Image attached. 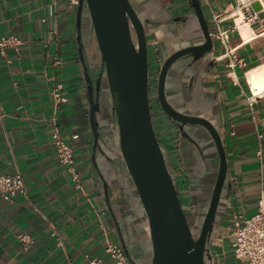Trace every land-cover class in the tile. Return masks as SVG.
I'll use <instances>...</instances> for the list:
<instances>
[{"label":"crops","instance_id":"1","mask_svg":"<svg viewBox=\"0 0 264 264\" xmlns=\"http://www.w3.org/2000/svg\"><path fill=\"white\" fill-rule=\"evenodd\" d=\"M137 1L142 2L140 6H149L141 11L153 19L148 24L153 32H147L149 48L156 51L154 67L160 68L179 48L203 42L190 0L132 3ZM201 3L211 34L218 31L213 15L220 14L221 28L230 30V40L225 47L214 36L211 57L179 65L175 70L179 75L172 78L168 96L180 111L207 118L222 136L229 171L209 255L213 264H241L227 244L232 240L234 216L255 214L264 190V95L254 96L246 78L249 71L264 63V39H259L264 36L244 43L235 28L233 10L237 0ZM8 36H17L24 45L19 55L13 48H7L6 55L0 52V173H21L26 196L18 195L13 202L0 197V264H87L86 255L110 264L103 229L108 231L109 241L118 242V237L92 163L93 135L78 53L76 8H68L62 0H0V38ZM91 45L88 54L96 49L95 42ZM241 61L245 67L239 65ZM58 85L62 86L61 96L67 99L64 103H57L53 96ZM154 116L169 169L175 173L179 195L189 209L192 196L195 205L200 191L202 182L198 180L203 179L202 169L195 166L197 162L202 165V155L191 144L190 169L185 170L177 127L162 113L156 111ZM56 129L74 149L80 189L75 188L66 168L57 161L51 144ZM202 134L210 161L205 167L214 173V146ZM74 135L79 138L74 140ZM117 139V134L111 132L108 141L115 149ZM165 145L173 149L171 155ZM101 147L106 150L103 143ZM106 152L116 159L115 164L103 156L96 160L109 185L110 202L113 206L123 204L129 210L139 203L132 181L122 171L117 152ZM51 226L58 231V237L52 235ZM23 234L33 240L28 250L22 249L18 239ZM148 247L151 250V243Z\"/></svg>","mask_w":264,"mask_h":264},{"label":"water","instance_id":"2","mask_svg":"<svg viewBox=\"0 0 264 264\" xmlns=\"http://www.w3.org/2000/svg\"><path fill=\"white\" fill-rule=\"evenodd\" d=\"M140 3L133 4L132 0H80L76 8L78 53L93 135L92 163L102 182L106 202L110 204L109 185L96 157H107L111 164H115L116 159L110 158L106 151H116L120 157V167L130 176L143 217L149 224L152 264H213L208 253L228 179L226 149L219 130L207 119L189 116L177 109L169 99L168 89L172 78L179 75L175 71L177 67L187 60L192 64L206 61L214 51L215 41L201 0H190L193 18L199 23L204 40L171 53L160 66L157 79V105L160 113L177 127L178 138L182 140L178 149L184 169L189 172V160L193 155L191 144L201 147L202 164L210 165L202 132L208 133L206 135L215 150L218 175L201 235L195 238L189 223L195 210L185 212L183 208L176 175L169 169L166 150L158 139L153 122L147 32H153L152 26L148 28L153 19L141 11L150 9L149 6H140ZM252 9L264 19L259 2H254ZM92 41L96 49L88 54ZM106 98L109 100V114L105 109ZM186 127L198 132L189 135ZM111 132L118 136L116 149L108 141ZM192 182L189 176L190 191L194 195Z\"/></svg>","mask_w":264,"mask_h":264},{"label":"built area","instance_id":"3","mask_svg":"<svg viewBox=\"0 0 264 264\" xmlns=\"http://www.w3.org/2000/svg\"><path fill=\"white\" fill-rule=\"evenodd\" d=\"M68 8H77L80 0H62ZM237 8H241L245 15V21L255 27L258 33L264 32V19L260 18L259 13L252 9V4L247 6L241 4L237 0ZM264 10V7H262ZM213 20L217 26V33L211 34L216 37L225 47L230 40V30L222 29V15L214 14ZM24 42L17 36H8L0 38V52L6 55L7 48H13L16 54H20V49ZM220 60L221 57H216ZM240 66L245 67L246 63L241 61ZM158 74H154L152 81H157ZM61 85L53 92V96L57 103H64L67 99L60 94ZM153 112V110H152ZM261 138V136H259ZM78 139V135L72 137ZM51 144L55 149L57 161L64 166L69 173L71 180L75 183V188H81V179L76 169V158L74 149L68 144L66 137L56 129L51 136ZM264 159V154H262ZM178 189V187H177ZM179 192V190H178ZM18 195L26 196L25 179L21 173L13 175L0 173V197L6 202H13ZM52 235L58 237V231L51 226ZM106 240L107 258L110 264H132L128 254L125 252L119 242H111L108 239V231L103 229ZM19 242L23 250H28L33 245V240L30 236L23 234L18 236ZM232 252L236 260L241 264H264V190L261 191L258 199L257 211L250 217H245L243 214H236L233 218V230L231 233ZM87 264H106L105 261L98 257L90 255L85 256Z\"/></svg>","mask_w":264,"mask_h":264},{"label":"flooded vegetation","instance_id":"4","mask_svg":"<svg viewBox=\"0 0 264 264\" xmlns=\"http://www.w3.org/2000/svg\"><path fill=\"white\" fill-rule=\"evenodd\" d=\"M179 22H181V20L178 21V23ZM198 26L202 38L204 39V35L199 23ZM191 46L194 45L185 46L179 49H183ZM104 102L105 105L107 106L108 104L107 99H105ZM187 115L195 116L190 114ZM195 117L207 119L202 116H195ZM209 122L213 125L211 121ZM200 130L204 131L203 129ZM185 131L190 135L195 130L194 128L186 127ZM197 132L198 130H196L194 134H196ZM205 134L208 133L205 132ZM196 150L201 152V147H197ZM195 166L197 167V170L202 169L201 171H203V179L198 180V182H202L199 184L198 187L200 191L198 192L195 205L194 203H192L194 201L193 198H191L192 201L190 202L191 204L189 209H187V207L183 203L182 205L184 210L187 212H192L190 210H195L194 215L191 216L189 220V223L195 238H199L209 211L210 201L212 198L214 185L217 179L218 170H216L214 173H211L207 169V167H205L203 164L201 165L199 162H197ZM225 189H226V184H225ZM225 189L223 190L222 193L223 196L225 193ZM222 201L223 199L221 200V203ZM109 202H110V194H109ZM108 210L110 217L113 221V224L115 226L117 237L120 241V245L128 254L133 264H152L153 251L152 248L150 250L148 247V244L151 243L149 224L146 220V217H143V209L141 205L137 203V205L134 204L129 210H126L123 204L113 206L112 203L110 202V204H108Z\"/></svg>","mask_w":264,"mask_h":264},{"label":"bare ground","instance_id":"5","mask_svg":"<svg viewBox=\"0 0 264 264\" xmlns=\"http://www.w3.org/2000/svg\"><path fill=\"white\" fill-rule=\"evenodd\" d=\"M256 1L259 2L262 7H264V0H239L241 4H245L247 6L253 4ZM261 12L264 13V10H262ZM235 14H236L235 28L239 30V34L242 37L244 43H250L254 39L264 36V32L257 33L253 29V27L247 21H245V15L241 10V8L236 10L234 15ZM246 78L250 86V89L253 92V95L256 97L263 96L264 95V63L254 68L253 70L249 71L247 73Z\"/></svg>","mask_w":264,"mask_h":264},{"label":"rangeland","instance_id":"6","mask_svg":"<svg viewBox=\"0 0 264 264\" xmlns=\"http://www.w3.org/2000/svg\"><path fill=\"white\" fill-rule=\"evenodd\" d=\"M238 9H240V8H237V6H236V8L233 11H236ZM233 23H234V20H233ZM253 29L256 31L255 27H253ZM260 39H264V38H260ZM155 55H156V51L153 50V49H149V63H150V102H151V107L153 109V122H154V119H155L154 118L155 117L154 116L155 112L156 111L158 113L161 112V109L157 105V93H156V91H157V81H155L154 83H153L154 80L152 81V78H153L154 74H158V72H159V68L154 67L153 64H152V59H153V57H155ZM161 144H162V142H161ZM165 147L167 149L168 154L171 155L170 152H171V150L173 151V149H171L170 147H168L166 145H165ZM180 198H181L182 201H184V198H182V196ZM231 225L233 227V220L231 222ZM227 245H229V247H231L232 240H230Z\"/></svg>","mask_w":264,"mask_h":264},{"label":"trees","instance_id":"7","mask_svg":"<svg viewBox=\"0 0 264 264\" xmlns=\"http://www.w3.org/2000/svg\"><path fill=\"white\" fill-rule=\"evenodd\" d=\"M150 49V48H149ZM180 196V195H179ZM181 199V198H180ZM181 202H182V200H181ZM183 203V202H182ZM185 212H187V211H185Z\"/></svg>","mask_w":264,"mask_h":264}]
</instances>
